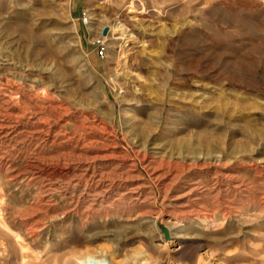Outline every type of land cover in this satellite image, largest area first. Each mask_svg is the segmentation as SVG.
<instances>
[{
  "label": "rangeland",
  "instance_id": "rangeland-1",
  "mask_svg": "<svg viewBox=\"0 0 264 264\" xmlns=\"http://www.w3.org/2000/svg\"><path fill=\"white\" fill-rule=\"evenodd\" d=\"M0 264H264V0H0Z\"/></svg>",
  "mask_w": 264,
  "mask_h": 264
}]
</instances>
